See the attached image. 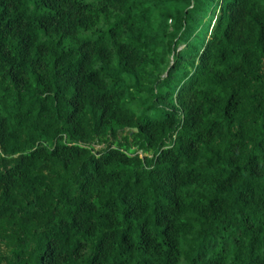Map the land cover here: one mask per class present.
I'll return each instance as SVG.
<instances>
[{
  "label": "trees",
  "instance_id": "16d2710c",
  "mask_svg": "<svg viewBox=\"0 0 264 264\" xmlns=\"http://www.w3.org/2000/svg\"><path fill=\"white\" fill-rule=\"evenodd\" d=\"M0 264H264V0H0Z\"/></svg>",
  "mask_w": 264,
  "mask_h": 264
}]
</instances>
